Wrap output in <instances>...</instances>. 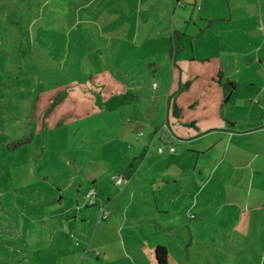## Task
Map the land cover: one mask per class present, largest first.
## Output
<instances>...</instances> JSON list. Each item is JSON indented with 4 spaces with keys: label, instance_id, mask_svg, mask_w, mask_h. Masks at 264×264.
<instances>
[{
    "label": "crops",
    "instance_id": "0c3cea01",
    "mask_svg": "<svg viewBox=\"0 0 264 264\" xmlns=\"http://www.w3.org/2000/svg\"><path fill=\"white\" fill-rule=\"evenodd\" d=\"M69 1L85 17L67 12L57 24L65 32L77 27L86 43L104 42L88 50L105 55L117 43L120 58H152L146 70L171 77L165 116L143 123L145 136L132 121L137 143L121 164L104 156V180L86 177L70 200L57 198L66 205L52 215V264H159L157 246L166 249V264H264V0H227L228 7L223 0ZM99 76L105 107L131 92L109 69ZM40 236L42 229L33 243Z\"/></svg>",
    "mask_w": 264,
    "mask_h": 264
},
{
    "label": "rangeland",
    "instance_id": "374dc122",
    "mask_svg": "<svg viewBox=\"0 0 264 264\" xmlns=\"http://www.w3.org/2000/svg\"><path fill=\"white\" fill-rule=\"evenodd\" d=\"M76 5L69 0H0V264H52L55 242L49 234L55 235L58 225L52 215L66 205L57 198L70 200L86 177L104 180V156L119 164L123 153L136 146L132 121H138L135 131L145 136V124L165 116L168 70L153 77L145 64L154 59L120 58L124 50H117V43L105 55L104 50H88L104 42L86 43L77 27L65 32L57 24L69 19L67 12L83 20L86 14ZM191 10L189 5L188 18ZM96 17L104 19V6ZM192 22L188 31L194 29ZM39 31L43 42L37 43ZM107 69L132 93L114 109L104 106L99 85V74ZM84 93L86 100L80 102ZM39 229L45 238L35 244Z\"/></svg>",
    "mask_w": 264,
    "mask_h": 264
},
{
    "label": "trees",
    "instance_id": "16d2710c",
    "mask_svg": "<svg viewBox=\"0 0 264 264\" xmlns=\"http://www.w3.org/2000/svg\"><path fill=\"white\" fill-rule=\"evenodd\" d=\"M186 87V84L181 85L180 89L178 91H180L181 89H184ZM177 91V92H178ZM175 92V93H177ZM130 99H132V93L129 91H126L125 93L121 94V95H115V96H111L107 102H106V108L108 109H114L120 105H123L125 103H127ZM176 106H173V112H176ZM176 114H178L176 112ZM156 255H157V259L159 264H166V249L162 246H157L156 247Z\"/></svg>",
    "mask_w": 264,
    "mask_h": 264
},
{
    "label": "built area",
    "instance_id": "2783aa9c",
    "mask_svg": "<svg viewBox=\"0 0 264 264\" xmlns=\"http://www.w3.org/2000/svg\"><path fill=\"white\" fill-rule=\"evenodd\" d=\"M162 128H164V129H167L168 128V124H167V120H164V122H163V124H162ZM164 145H162V146H160L159 148H158V152L159 153H162L163 152V150H164ZM168 149H169V151H171V152H173L175 149H174V147H172V146H169L168 147ZM123 179V177H120V178H116V184H120V181ZM95 194H96V192H95V189L94 188H92V189H90L89 191H88V193L86 194V196H85V202L87 203V204H93L94 203V197H95Z\"/></svg>",
    "mask_w": 264,
    "mask_h": 264
}]
</instances>
